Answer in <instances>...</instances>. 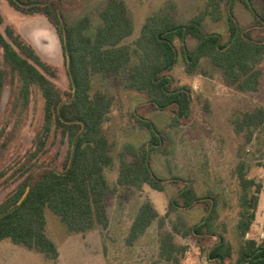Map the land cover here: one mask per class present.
I'll list each match as a JSON object with an SVG mask.
<instances>
[{
  "label": "trees",
  "instance_id": "1",
  "mask_svg": "<svg viewBox=\"0 0 264 264\" xmlns=\"http://www.w3.org/2000/svg\"><path fill=\"white\" fill-rule=\"evenodd\" d=\"M223 1L205 0L203 11L181 23L167 13L153 14L147 17L139 36L131 44H125V40L134 33V25L120 0L107 2L100 13L101 26L95 35L87 33L86 18L67 20L62 0H8L22 13L43 12L52 20H60L64 30L62 49L66 62L70 64L73 90L64 100L51 80L54 70L11 27H6L4 33L0 31L3 49L0 104L5 81L10 80L14 86L12 110L20 117L30 105L32 90L39 87L45 99L46 122L49 127L54 122L68 135L70 143L62 170L51 166L31 169L13 198L0 209V242L10 239L16 245L43 254L48 260H56L59 250L46 231V209L59 217L70 234H84L97 226H108L106 198L116 189L110 185L106 175L107 168L114 164V158L113 143L104 133L103 124L110 113L112 99L101 91L91 93L94 75L119 76L128 69L130 86L145 92L150 105L158 110L174 111L173 127L189 117L193 101L191 89L173 87L170 72L178 64L180 56L189 74L197 72L201 61L208 59L223 73L228 83L241 92L256 93L260 90L264 62V8L262 13H258L254 0H240L255 18L253 27L244 28L234 14L237 0H228L229 32L225 40L217 32H205L203 25L208 17L220 19ZM0 23H3L1 10ZM256 29L259 34L255 33ZM189 37L197 40L193 49L188 46ZM176 41L180 42V50ZM136 120L141 127L149 129L151 138L140 149L129 146L123 151L117 184L135 190L148 186L163 191L165 181L155 173L151 160L153 152L163 147L164 136L148 119L137 116ZM232 123L237 134H245L247 141H251L254 132L264 128V107L241 112ZM126 154L131 156V160ZM237 172L242 196L237 224L239 247L236 264H264V238H247L257 218L264 184L249 178L244 164L238 166ZM172 183L183 186L171 199L167 215L178 208L208 203L209 198L198 196L191 183L179 178H174ZM216 207L217 201L212 199L207 216L200 223L189 227L179 219L172 232L166 231L161 235L159 256L165 264H181L186 251L185 246L175 242L173 232L192 236L199 244L206 237H213L216 241L203 250L208 260L225 264L232 259L234 248L225 236L226 226L223 224L219 230ZM154 220L151 202L142 203L131 225L127 244L132 245L140 239Z\"/></svg>",
  "mask_w": 264,
  "mask_h": 264
},
{
  "label": "rangeland",
  "instance_id": "2",
  "mask_svg": "<svg viewBox=\"0 0 264 264\" xmlns=\"http://www.w3.org/2000/svg\"><path fill=\"white\" fill-rule=\"evenodd\" d=\"M110 0H62L63 13L68 21L80 18L88 20L89 35H95L101 26L100 13ZM133 21L134 33L125 40L131 44L140 34L147 17L167 13L181 23L191 19L204 9L205 0H120ZM228 0L221 5L218 20L208 17L203 25L205 32H217L227 40L229 22L226 12ZM258 13L263 12V0H254ZM3 23L0 31L11 27L21 40L31 46L41 60L51 67V78L66 100L72 93V74L62 49L63 25L43 12L32 14L17 11L8 0H0ZM234 14L241 27H253L255 18L240 0L235 2ZM259 30L256 29L255 33ZM193 49L197 40L188 38ZM180 50L181 45L176 41ZM28 62L35 64L23 55ZM3 49L0 46V66ZM260 90L256 93L241 92L228 83L223 73L203 59L197 72L189 74L180 56L178 64L170 72L173 87H185L192 91L191 112L178 126H172L175 113L158 110L148 103L147 94L130 86L129 70L119 76L96 74L92 77L91 93L101 91L112 99V106L103 131L113 143L114 164L106 175L116 192L106 198L108 226H97L84 234H70L51 210H45L46 231L58 247L59 257L48 260L41 253L14 244L10 239L0 242V264H165L159 256L161 235L172 232L179 219L192 227L200 223L208 213L211 200L217 201L219 230L226 226L225 236L234 248L232 259L225 264H236L239 239L240 198L242 189L238 178V166L244 164L249 178L264 184V128L254 132L251 141L245 134H237L232 123L241 112L264 107V62ZM14 86L5 81L0 104V209L13 198L17 187L30 170L38 166H51L62 170L69 149L68 135L54 122H46L45 99L39 87H34L28 108L19 117L12 110L11 97ZM137 116L153 122L164 136L161 150L152 154L151 166L162 178L164 190L148 186L142 190L121 187L117 184L120 158L126 147L140 149L151 138V132L141 127ZM5 147H2L4 142ZM128 160L131 156L126 154ZM174 178L191 183L200 197H208V203L178 208L167 215L171 199L183 185L172 183ZM151 202L155 220L146 233L132 245L127 244L131 225L142 203ZM182 201V200H181ZM180 201V202H181ZM256 223L249 239L264 238V186L260 195ZM181 225V224H180ZM181 230L183 226L181 225ZM175 242L185 246L181 264H216L208 260L204 249L216 240L206 237L201 244L192 236L174 233Z\"/></svg>",
  "mask_w": 264,
  "mask_h": 264
},
{
  "label": "crops",
  "instance_id": "3",
  "mask_svg": "<svg viewBox=\"0 0 264 264\" xmlns=\"http://www.w3.org/2000/svg\"><path fill=\"white\" fill-rule=\"evenodd\" d=\"M256 221H257V220H256ZM256 221H255V223H256ZM252 228H253V227H252ZM251 230H252V229H251ZM249 235H250V232H249L248 236H249ZM248 236H247V237H248Z\"/></svg>",
  "mask_w": 264,
  "mask_h": 264
},
{
  "label": "water",
  "instance_id": "4",
  "mask_svg": "<svg viewBox=\"0 0 264 264\" xmlns=\"http://www.w3.org/2000/svg\"><path fill=\"white\" fill-rule=\"evenodd\" d=\"M69 63V62H68ZM70 65V64H69Z\"/></svg>",
  "mask_w": 264,
  "mask_h": 264
}]
</instances>
